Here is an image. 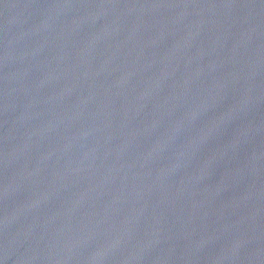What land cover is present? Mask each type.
<instances>
[{
	"label": "water",
	"instance_id": "obj_1",
	"mask_svg": "<svg viewBox=\"0 0 264 264\" xmlns=\"http://www.w3.org/2000/svg\"><path fill=\"white\" fill-rule=\"evenodd\" d=\"M0 264H264V0H0Z\"/></svg>",
	"mask_w": 264,
	"mask_h": 264
}]
</instances>
